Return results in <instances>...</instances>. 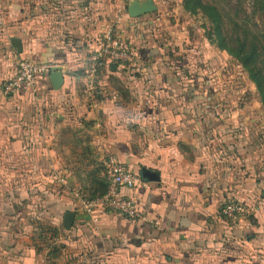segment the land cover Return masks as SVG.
Masks as SVG:
<instances>
[{"label": "crops", "instance_id": "crops-1", "mask_svg": "<svg viewBox=\"0 0 264 264\" xmlns=\"http://www.w3.org/2000/svg\"><path fill=\"white\" fill-rule=\"evenodd\" d=\"M39 5L29 18L23 6L0 5L2 259L40 264L37 229L27 223L38 212L24 211L25 204L39 202L46 189L49 198L56 172L63 171V218L76 214L66 231L84 240L80 250L94 251L99 264H264V160L245 152L246 133L228 128L230 119L210 114L206 97L192 88L185 93L157 49L149 15L76 22L45 15ZM108 25L133 57L126 67L103 70L102 94L91 96L83 79L86 59ZM13 39L21 41L22 53ZM21 59L60 66L62 87L53 88L48 72L5 95L1 86ZM107 155L135 174L147 168L159 176L123 190L140 205L142 219L86 210L96 196H83L102 176L93 175L92 164L98 168ZM231 201L248 212L224 217L221 210Z\"/></svg>", "mask_w": 264, "mask_h": 264}, {"label": "rangeland", "instance_id": "rangeland-1", "mask_svg": "<svg viewBox=\"0 0 264 264\" xmlns=\"http://www.w3.org/2000/svg\"><path fill=\"white\" fill-rule=\"evenodd\" d=\"M205 1L223 7L232 0ZM128 2L129 0H0V5L2 10L5 5L19 8L23 6L25 16L29 18L37 12L35 8L39 3V6L42 5L41 12L45 15L54 14L56 18L62 16L76 22L95 23L120 22L122 17L127 16L125 6ZM156 2L160 5V10L159 13L157 11L149 15L150 22H154L149 28L155 36L157 49H161L166 58V67L172 68L173 75L181 79L185 93L190 94L189 88H192L198 97H206L210 114L225 116L231 120L227 123L228 128L233 132L246 133L241 146H245L247 154L261 156L264 160V105L247 71L237 59L221 50L216 41L208 39L211 25L202 13L192 14L186 11L184 0ZM252 5V0H245L238 10H232L231 15L228 14L226 27L229 36H243V29L240 28L243 23L236 21L240 17L249 18L248 22H244L247 26L255 24L258 27L257 23L263 24L250 20ZM255 18L260 19L258 15ZM111 27L114 28L113 25H108L100 34ZM119 41L126 47L120 39ZM128 50L131 53L130 48ZM131 56L133 57V52ZM156 92L150 95L155 97ZM88 159L94 162L93 158ZM99 165L100 168H97L92 164V168L97 170L93 175L98 173L102 176L93 181L87 195L83 196L85 200L99 194L106 185L102 162ZM56 173L60 178L64 172ZM59 178L50 188L49 198V190L46 189L45 196H41L39 202L25 204L24 211L34 210L35 214L38 212V219L34 217L33 224L28 219L27 223L37 229L40 264H99V260L93 255L94 251L89 253L80 250L84 240L68 233L63 225L66 207L61 196L66 185ZM52 194L55 198H52ZM2 258L3 253L0 251V264H8Z\"/></svg>", "mask_w": 264, "mask_h": 264}, {"label": "built area", "instance_id": "built-area-1", "mask_svg": "<svg viewBox=\"0 0 264 264\" xmlns=\"http://www.w3.org/2000/svg\"><path fill=\"white\" fill-rule=\"evenodd\" d=\"M126 47L119 41L114 28H108L101 34L96 48L86 59L83 79L87 94L91 96L102 94L99 77L103 70L113 66L126 67L131 63L132 56ZM54 67L57 65L36 63L26 59L19 60L15 75L3 84L4 94L9 96L23 87L32 85L38 77L50 72ZM102 164L107 190L102 196L88 201L86 210L91 213L99 209L110 210L129 220L142 219L143 212L138 202L132 197L123 195L124 189L132 190L141 184L139 175L114 155L105 156ZM247 212V206L238 201L227 203L221 210L224 217L233 220L243 217Z\"/></svg>", "mask_w": 264, "mask_h": 264}, {"label": "trees", "instance_id": "trees-1", "mask_svg": "<svg viewBox=\"0 0 264 264\" xmlns=\"http://www.w3.org/2000/svg\"><path fill=\"white\" fill-rule=\"evenodd\" d=\"M244 2L245 0H232L230 4L223 7L205 0H184L183 4L186 11L192 14L202 13L206 17L211 25L208 30V39L216 41L221 50L228 52L240 62L252 83L255 84L264 105V0H252L253 11L252 19H250L253 22H263L262 25L257 23L258 27L255 24L247 26L244 22H248L249 18L240 17L236 21L243 23L240 25L243 36L239 35L235 38L228 35L226 27L228 14L231 15L232 10H238ZM257 15L260 19L255 18ZM106 190L105 185L103 190L93 197L102 196Z\"/></svg>", "mask_w": 264, "mask_h": 264}, {"label": "water", "instance_id": "water-1", "mask_svg": "<svg viewBox=\"0 0 264 264\" xmlns=\"http://www.w3.org/2000/svg\"><path fill=\"white\" fill-rule=\"evenodd\" d=\"M158 10L153 0H131L127 5V12L131 18H139L142 16L150 15L156 13ZM13 45L16 47L19 53H22L23 48L21 41L18 39L12 40ZM50 80L52 86L55 90H59L63 83L64 77L62 73V68L60 66L52 68L50 71ZM139 177L142 182H156L159 181V176L147 168H141L139 172ZM76 214L74 212H67L63 218V225L66 230H71L74 226Z\"/></svg>", "mask_w": 264, "mask_h": 264}]
</instances>
